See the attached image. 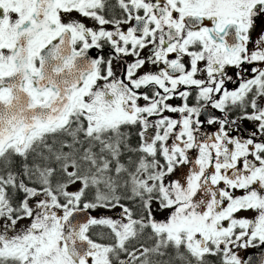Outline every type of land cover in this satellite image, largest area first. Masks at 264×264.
<instances>
[{"label": "snow or ice", "instance_id": "6c2138e0", "mask_svg": "<svg viewBox=\"0 0 264 264\" xmlns=\"http://www.w3.org/2000/svg\"><path fill=\"white\" fill-rule=\"evenodd\" d=\"M257 247L264 0H0V264Z\"/></svg>", "mask_w": 264, "mask_h": 264}, {"label": "flooded vegetation", "instance_id": "af4514ba", "mask_svg": "<svg viewBox=\"0 0 264 264\" xmlns=\"http://www.w3.org/2000/svg\"><path fill=\"white\" fill-rule=\"evenodd\" d=\"M86 23H90V21H85ZM173 103H178V101H173ZM239 194V193H237ZM248 215H251L250 213ZM253 254H256V259L258 260L261 254H264V248H254V249H249L247 250V252L245 253L246 258L247 256H252Z\"/></svg>", "mask_w": 264, "mask_h": 264}, {"label": "water", "instance_id": "95a60500", "mask_svg": "<svg viewBox=\"0 0 264 264\" xmlns=\"http://www.w3.org/2000/svg\"><path fill=\"white\" fill-rule=\"evenodd\" d=\"M252 256L256 257V254H253Z\"/></svg>", "mask_w": 264, "mask_h": 264}]
</instances>
